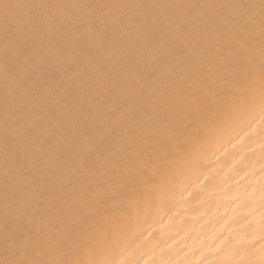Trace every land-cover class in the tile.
I'll return each instance as SVG.
<instances>
[{"label":"bare ground","instance_id":"obj_1","mask_svg":"<svg viewBox=\"0 0 264 264\" xmlns=\"http://www.w3.org/2000/svg\"><path fill=\"white\" fill-rule=\"evenodd\" d=\"M7 2L29 7L0 20V260L264 264L262 0Z\"/></svg>","mask_w":264,"mask_h":264},{"label":"snow or ice","instance_id":"obj_2","mask_svg":"<svg viewBox=\"0 0 264 264\" xmlns=\"http://www.w3.org/2000/svg\"><path fill=\"white\" fill-rule=\"evenodd\" d=\"M29 7L28 5H22V4H13L7 2V0H0V20L3 21L5 26V33L7 34L8 30L12 26V22L16 21V13L17 10L21 8ZM261 16H262V22L260 25V40H261V53H260V67H259V73H258V82H259V91H260V100H261V115L264 117V0L261 2ZM17 23H19L17 21ZM248 27L243 26V34L238 38L239 40V49L235 53V58H246L248 60H251V50H250V39H245L246 36H248ZM31 44V38L26 36L18 37L17 40V53L18 55H21L23 57H27V49L30 47ZM246 80L248 81H255L257 79L256 75L254 74V70L252 68H248L246 72ZM21 87L23 88L24 85L21 84ZM246 92H251L252 95H255V86L253 84H249L248 88L245 90ZM210 101H201L195 105V108H193L192 105H189V108H193V113L204 111L206 106L210 104ZM189 119H194V115H190ZM261 123H264V120L261 121ZM17 129L27 134L26 131L23 129L22 124L20 121H17ZM166 159V157H164ZM143 175V172L140 169H137L135 167L127 168L125 170V174L122 177L121 183L126 184L129 181H133L136 179L137 176ZM52 210H56V205H52ZM27 219V210L23 207L17 210L16 217H15V225L14 227L17 230H20L24 232L25 230V221ZM66 237L71 239V233H66ZM83 243L86 245L89 242V238L87 236H84L81 238ZM94 242V241H93ZM73 244H76L77 241L73 240ZM4 244L6 251L12 250L13 252L19 245L21 250L23 251H31L34 252L37 256H43L44 255V245L42 242L32 237L30 234L25 233L23 238L20 241L11 240L9 237V225L8 222L5 221L4 224ZM0 264H78V262L70 261V260H53L48 258H41V259H25V260H19V259H5L0 260ZM91 264H96V262H91ZM100 264H103V262H100Z\"/></svg>","mask_w":264,"mask_h":264}]
</instances>
